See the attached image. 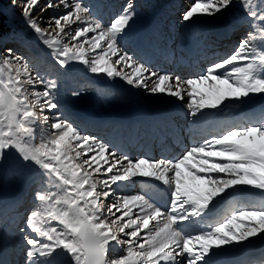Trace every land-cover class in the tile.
<instances>
[{"label": "snow or ice", "instance_id": "6c2138e0", "mask_svg": "<svg viewBox=\"0 0 264 264\" xmlns=\"http://www.w3.org/2000/svg\"><path fill=\"white\" fill-rule=\"evenodd\" d=\"M11 2L45 50L37 57H50L53 72L83 65L109 81L175 98L194 123L206 110L219 113L264 97V0H191L180 15L185 26L238 10L246 31L229 55L187 77L157 72L126 48L134 39V0L108 23L98 0ZM53 8L63 11L42 26L36 14ZM57 89L39 63L12 48L0 55V183L12 160L14 174L27 175L37 187L36 206L22 223L12 221L23 264H225L218 258L264 240V112L174 158L133 159L66 118ZM136 178L158 182L163 203L151 190L123 192L121 185ZM252 195L260 199H248ZM225 202V214L214 218ZM6 239L0 233V244Z\"/></svg>", "mask_w": 264, "mask_h": 264}, {"label": "rangeland", "instance_id": "374dc122", "mask_svg": "<svg viewBox=\"0 0 264 264\" xmlns=\"http://www.w3.org/2000/svg\"><path fill=\"white\" fill-rule=\"evenodd\" d=\"M44 2L45 0H41L42 6ZM89 2L95 3L97 1L89 0ZM98 2L102 3L103 5L100 11V16L105 23H108L111 18H113L122 10V6L127 3V0H98ZM134 3L136 6L137 16L130 29V32L134 39L126 43L125 46L138 59L139 57L134 52V50H136L134 48V42L137 39V35L134 33V29L138 27L140 29V33H142L143 36H146L147 33L145 32V26L148 25V23H150V21L157 16H160V19L162 20H166L164 21L165 23L160 24L158 29L159 32H161L162 30V37L159 35V37L152 38V40H156L158 38V44L152 43L149 40L147 41L152 48L156 45H160L161 48H165V46H167L168 51H170L173 56H176L178 60L180 58L179 45L184 40L187 32H191L194 38H198L196 39V41L200 43L201 49H203V51H211L212 49H214L216 52L215 54H219L217 58V60H219L229 55L233 51L238 42V39L246 31V28L240 26L239 24L241 13L238 10L233 11L231 14L218 20H214L210 23L195 25L194 29L190 30V28L188 29L189 26H185L181 23L180 15L181 12L185 10L187 5L191 3V0H134ZM1 4L3 6V10L6 11L9 19L11 20V25H13L15 29H0V55H3L6 49L12 48L15 54L26 57L33 63H39V68L42 74H45L47 76L49 73H51V76L58 82V89L55 92V95L58 97L59 102L62 105V111L65 114V117L70 119L74 123V125L78 126L85 134L98 137L99 139L107 143L110 139H112L114 135L115 137H117L115 140L121 139L120 136L123 134H118L117 132H115L118 128H120V126H116L114 130L110 131L106 135L96 134L95 132H92L90 130L89 123L85 124L86 119L87 121L90 120L89 122L94 121L95 125H99L106 119H110L113 117L128 118L129 115L133 114L135 107H137V109L139 110H149L151 112H155L156 102L162 101V99H164L162 96H166L162 94L158 96L149 95L142 89H134L130 86H127L119 79H117L115 82L109 81L102 74L99 76L91 74L84 68L83 65L73 64L72 67L67 71L53 72L52 69L54 66L51 62L50 57H47L46 55L43 59H39L37 57V54L45 52V50L36 40L33 32L22 19L20 8L14 6L11 0H2ZM62 11V9L56 8L46 9L42 14L37 13L36 15L37 18L42 21V26H46L49 17L57 15ZM228 20L230 22L233 34L231 40H227L225 43L221 44L214 43L213 35L215 36L216 34V25ZM72 27L74 28L75 25H73ZM172 41H174L173 44ZM169 44L171 46H169ZM209 54L210 52L207 55ZM169 71L174 72L175 70L171 68L169 69ZM65 75L68 78H71L68 80ZM72 90H80L84 94L80 97H72ZM135 92H138L137 96ZM164 102L165 103H161L160 105L168 104L169 106L175 107L176 109H186L183 106L182 102L172 97L166 96ZM261 103H264V97H254L252 101L244 105L229 104L227 107L223 108V110L241 115L240 113L252 110L255 106ZM209 111L210 110H206V114ZM187 119L189 121L188 125L190 127H195L202 121L201 119L199 123H194L190 116H187ZM228 125L232 126V124L230 123ZM222 127L223 126L220 125L219 128ZM38 138L39 133H37V140ZM115 143L119 144L120 142L118 143L116 141ZM14 167V162L12 160H9L5 166L3 182L0 183V233L5 234V236L7 237V239L2 244H0V259L1 256H4L5 253L12 251L15 256V264H23L24 254L19 250V235L18 233L16 235H11L12 229L15 226L12 221L13 218H15L16 223H22L23 217L26 215L27 211L33 209L36 206L33 196L34 192L37 190V187L32 183L31 179L27 175H25L24 177L15 175L13 172ZM139 181L140 180H137V182L135 181L134 183H132V185L139 183ZM113 188H115V186H113ZM117 191L119 192L121 191V189H117ZM123 192H141V190L140 187H137L135 189L131 187L123 190ZM114 198L115 197H112V199ZM248 199L257 200L260 199V197L257 195H252L248 197ZM263 246L264 240L255 239L251 243H246L243 246L238 247L236 250L230 251L227 254L219 257L218 259L224 261L231 256L248 252L250 253L251 251H253V249H260Z\"/></svg>", "mask_w": 264, "mask_h": 264}, {"label": "bare ground", "instance_id": "6f19581e", "mask_svg": "<svg viewBox=\"0 0 264 264\" xmlns=\"http://www.w3.org/2000/svg\"><path fill=\"white\" fill-rule=\"evenodd\" d=\"M97 1V0H96ZM118 5V4H117ZM165 5V4H164ZM166 6V5H165ZM164 21H166L165 19L162 20L160 19V16H157L156 18L152 19L150 21V23H148V25L145 26V30L147 32V35L149 37L154 38V37H159L160 35V32H159V26L160 24L162 23H165ZM190 28V30H193L194 29V26H189L188 29ZM135 30V34L137 35V39L135 40L134 44L135 46L139 49V50H142V49H145V50H148L150 49V46H148L147 44L144 43V41L141 39V33H140V29L138 27H136ZM215 32H216V36L217 37H220V38H223V39H231V37L233 36L232 34V28L230 26V22L229 20L228 21H225V22H222L220 24H217L216 27H215ZM234 33V32H233ZM195 39H198L197 37L194 38L193 37V34L191 32H187V34L185 35V38L184 40L182 41V43H180V46H181V51L183 49V47H187V54L185 57H183L180 53V56H182V59L180 60V63L184 65L183 62H191L192 59H193V54H198L199 55V50H198V44L196 41H194ZM140 52V51H138ZM170 52V51H169ZM144 54H147L144 53ZM172 54V53H170ZM158 56H155L153 57V55H150L147 57V62L148 63H151L153 62V59L157 58ZM166 63H163L164 66H166L167 64H169L171 62V56L168 54L166 56ZM201 60H204V58H201ZM150 66V65H149ZM192 67V66H190ZM189 67V68H190ZM157 72H160V71H165L164 68L160 67V66H156V69H155ZM74 71V70H72ZM68 74V73H67ZM78 74V73H77ZM76 74V75H77ZM66 76V75H65ZM72 76V75H71ZM75 76V75H74ZM79 76V75H78ZM67 77V76H66ZM76 77V76H75ZM68 78V77H67ZM71 78V77H70ZM68 78V80L70 79ZM73 78V77H72ZM67 80V79H66ZM84 80V79H83ZM86 82V81H85ZM68 83V82H67ZM121 83V82H120ZM71 84V83H69ZM74 85V84H73ZM73 87V86H72ZM85 87V86H84ZM92 87V86H91ZM74 88V87H73ZM102 88V87H101ZM73 91V90H72ZM102 92V91H101ZM108 93V92H107ZM119 93V92H118ZM136 93V92H135ZM138 93V92H137ZM137 93H136V96H137ZM104 95V94H103ZM133 95V93H132ZM135 95V94H134ZM163 95V94H162ZM130 96V95H129ZM134 96V97H136ZM140 97V96H139ZM147 97V96H146ZM164 99H166V96H162ZM161 97V98H162ZM154 99V98H153ZM160 99V98H159ZM164 99H162V101H159V102H156V111L155 112H151L149 110H139L137 109V107H135V110L133 112V114L129 115L130 117L129 118H121V120H117V118L113 117V118H110V119H106L104 122H102V124H100V127L101 126H104V128H107V127H112L116 124H120V126L122 127L123 130H126L129 126H135V123H140V126L143 127V129H146L148 128L149 129V134H155V126L156 125H161V123L164 121V118L166 116H177L179 118H182L183 120L185 121H188L187 119V115H186V109H176L175 107H172V106H169L168 104L167 105H160L161 103H165L164 102ZM134 100V99H133ZM138 103V102H137ZM263 110V109H261ZM238 113V112H237ZM85 114V113H84ZM87 114V113H86ZM247 114V113H246ZM88 115V114H87ZM92 115V114H91ZM90 115V116H91ZM94 115V114H93ZM89 116V117H90ZM236 113H231V112H227L225 110H222L221 112L219 113H216L215 111H212L210 110L206 115L205 117L202 119L201 123L197 126V127H202L203 126V129L200 130L202 133V135L206 136L208 134V132L206 131L207 129H210L211 125L213 124V122H216L218 120H220L222 117L224 118V121L222 120L221 121V125L222 126H225V125H228L229 123L230 124H233L234 123V119L236 117ZM86 118V116H85ZM94 118V117H92ZM84 120V119H83ZM87 120V119H86ZM126 120V121H124ZM91 123V125H94L93 122H89ZM218 123H216L215 125V129L218 128ZM126 128V129H125ZM128 130V129H127ZM138 130V129H137ZM199 131V130H198ZM124 136V140H125V143L123 144H117V143H114V144H111V147L113 150H116L122 154H127L125 149H127L128 145H130L132 143V140H133V136L134 134L132 133H128L127 134V137L125 135ZM122 138V136H120ZM117 137H114L113 140L111 141H114ZM200 138H195V140L193 141V143L199 141ZM192 143V144H193ZM122 145V146H121ZM120 147H122L120 149ZM124 151H123V150ZM130 158H137L136 155H134V153H129L127 154ZM137 180H140V181H145V182H149L151 183L153 189L151 190L153 193H156L158 190H160V188H157L156 187V184L158 182H152V181H149L147 180L146 178H136L135 181L137 182ZM137 188V185L133 184L132 183H129V185L127 187H125L124 185H121V189L123 190H126L128 188ZM148 185H144L143 188H147ZM161 192V190H160ZM162 198V197H161ZM160 198V199H161ZM224 205L226 207H228V202H225L224 204H222L218 210H217V213L214 217H216L217 215H219L222 211H225L223 209ZM221 209H223L221 211ZM226 212V211H225ZM254 250V249H253ZM249 253V252H248ZM255 253L257 257L259 256H264V246L262 247L261 250H258L257 252H253ZM243 256L238 258V257H232V258H229V261H226L225 264H235V263H238L240 261H242L244 258H248L250 257L249 254H242Z\"/></svg>", "mask_w": 264, "mask_h": 264}, {"label": "trees", "instance_id": "16d2710c", "mask_svg": "<svg viewBox=\"0 0 264 264\" xmlns=\"http://www.w3.org/2000/svg\"><path fill=\"white\" fill-rule=\"evenodd\" d=\"M1 1L2 0H0V29L3 28V30L4 29L5 30H8V29L14 30L15 28L13 25H11V23H10L11 20L9 19L8 14L6 13L5 10H3V6L1 4Z\"/></svg>", "mask_w": 264, "mask_h": 264}]
</instances>
